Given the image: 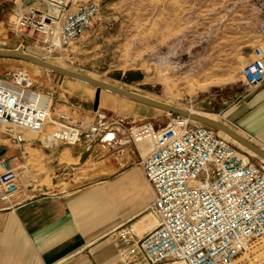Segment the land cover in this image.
<instances>
[{"label": "built area", "instance_id": "built-area-1", "mask_svg": "<svg viewBox=\"0 0 264 264\" xmlns=\"http://www.w3.org/2000/svg\"><path fill=\"white\" fill-rule=\"evenodd\" d=\"M9 27L42 50H62L92 28L100 16L89 0H13ZM242 68L248 89L264 82V44ZM101 126L125 130L148 150L141 168L153 199L147 206L157 227L139 241L134 264H232L257 239L264 240V161L254 162L217 130L172 115L164 127L135 126L113 118ZM46 147L81 142L79 123L62 112L52 115V98L8 78H0V126L16 143L19 129L42 133ZM87 127H91V124ZM228 127L237 132L234 124ZM21 171L0 158V211L12 207ZM8 203L6 206H4Z\"/></svg>", "mask_w": 264, "mask_h": 264}, {"label": "rangeland", "instance_id": "rangeland-1", "mask_svg": "<svg viewBox=\"0 0 264 264\" xmlns=\"http://www.w3.org/2000/svg\"><path fill=\"white\" fill-rule=\"evenodd\" d=\"M98 3L100 16L92 28L64 51L42 50L38 46L11 51L36 55L221 123L220 112L246 93L242 68L252 60L254 48L264 44V0ZM0 49L7 50V45H0ZM129 73L128 79L132 81H125ZM0 78L48 95L52 98V115L67 114L82 129L91 124L95 114L105 115V121L134 119L138 126L151 122L157 128L164 127L172 116L105 90L100 91L94 109L96 87L23 60L0 57ZM53 129V125L47 124L42 133L18 131L25 141L35 139L47 151L45 136ZM11 142L12 137L0 126V147H8ZM141 152L145 157L148 150L144 148ZM250 159L260 160L255 155ZM253 245L232 264L252 253L257 260L264 259V240L257 239Z\"/></svg>", "mask_w": 264, "mask_h": 264}, {"label": "crops", "instance_id": "crops-1", "mask_svg": "<svg viewBox=\"0 0 264 264\" xmlns=\"http://www.w3.org/2000/svg\"><path fill=\"white\" fill-rule=\"evenodd\" d=\"M14 8L13 0H0V45L35 47L10 29ZM95 115L76 145L46 151L21 136V143L0 147V158L21 171L12 207L0 211V264H134L139 241L158 225L147 210L153 192L141 168L146 146L123 129L101 126L105 115ZM218 116L264 150V82ZM237 264L264 259L252 253Z\"/></svg>", "mask_w": 264, "mask_h": 264}, {"label": "water", "instance_id": "water-1", "mask_svg": "<svg viewBox=\"0 0 264 264\" xmlns=\"http://www.w3.org/2000/svg\"><path fill=\"white\" fill-rule=\"evenodd\" d=\"M0 57L12 58V59H18V60L31 62L33 64H36L52 72L58 73L60 75H63L71 79L77 80L79 82L96 87L97 91L95 94V106H94L95 108H97V105L99 102L100 91L105 90V91L120 95L129 100L141 103L143 105L153 107L156 109H160L172 115L182 116L196 123L211 127L217 130L218 132L229 137L231 141H235L239 145L250 150L251 152L254 153L256 157L264 161V150L262 148L254 144L252 141L246 139L245 137H243L238 132L234 131L233 129L225 125L224 123L218 122L209 117L202 116L200 114H192L183 108L169 105V104L157 101L155 99H152V98H149V97H146V96H143V95L131 92V91H127L117 86L105 83L101 80L92 78L90 76H87V75H84V74H81V73H78V72H75L69 69L62 68L60 66H57L55 64H52L44 60L43 58H40L30 53H26L23 51H11V50L0 49ZM3 153H4V150L0 152L1 155H3Z\"/></svg>", "mask_w": 264, "mask_h": 264}, {"label": "bare ground", "instance_id": "bare-ground-1", "mask_svg": "<svg viewBox=\"0 0 264 264\" xmlns=\"http://www.w3.org/2000/svg\"><path fill=\"white\" fill-rule=\"evenodd\" d=\"M53 64V63H52ZM58 66V65H57ZM61 67V66H60ZM63 68V67H62ZM66 69V68H65ZM93 78V77H92ZM96 79V78H95ZM99 80V79H98ZM101 81H103V80H101ZM103 82H105V81H103ZM105 83H108V82H105ZM108 84H110V83H108ZM111 85H113V84H111ZM114 86H116V85H114ZM117 87H119V86H117ZM119 88H121V87H119ZM123 89V88H122ZM128 91V90H127ZM132 92V91H131ZM134 93H136V92H134ZM137 94H139V93H137ZM140 95H142V94H140ZM144 96V95H143ZM147 97V96H146ZM150 98V97H149ZM185 110H187V109H185ZM188 112H190V113H192V114H197V113H195V111H193V110H187ZM212 119V118H211ZM226 125V124H225ZM222 136H224L225 138H227V139H229V140H231L229 137H227L226 135H224V134H222V133H220ZM233 142V144H235L238 148H240L241 150H243V151H246L247 153H249L250 155H252V156H254V153L253 152H251L250 150H248V149H246V148H244L243 146H241V145H239L238 143H236L235 141H232Z\"/></svg>", "mask_w": 264, "mask_h": 264}, {"label": "trees", "instance_id": "trees-1", "mask_svg": "<svg viewBox=\"0 0 264 264\" xmlns=\"http://www.w3.org/2000/svg\"><path fill=\"white\" fill-rule=\"evenodd\" d=\"M130 75V73L127 75V77L125 78V81H132L130 79H128V76Z\"/></svg>", "mask_w": 264, "mask_h": 264}]
</instances>
